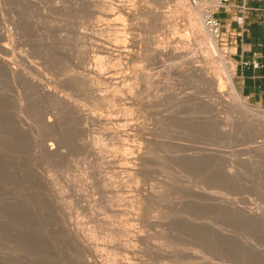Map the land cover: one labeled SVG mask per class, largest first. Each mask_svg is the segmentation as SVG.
I'll use <instances>...</instances> for the list:
<instances>
[{
    "label": "rangeland",
    "instance_id": "rangeland-1",
    "mask_svg": "<svg viewBox=\"0 0 264 264\" xmlns=\"http://www.w3.org/2000/svg\"><path fill=\"white\" fill-rule=\"evenodd\" d=\"M188 20L174 0H0V50L58 95L0 69V264H264V130L221 65L214 87L197 69Z\"/></svg>",
    "mask_w": 264,
    "mask_h": 264
},
{
    "label": "bare ground",
    "instance_id": "bare-ground-1",
    "mask_svg": "<svg viewBox=\"0 0 264 264\" xmlns=\"http://www.w3.org/2000/svg\"><path fill=\"white\" fill-rule=\"evenodd\" d=\"M177 4H178V6H179V9H181V10H185V12H186V15H187V17H188V22L190 21V26L192 27H190L192 30V32H193V35L196 37V40L198 41V42H205V43H207V45H208V48H209V53H207V54H202V55H200L199 56V62L201 63L200 65H199V67H197V69L201 72V74L204 76V79H206V80H208L207 82H209L213 87H214V85L216 84V82H217V79L218 78H216V77H214L215 76V74L214 75H211V76H209L208 74H207V72H210V71H207V69H206V67H207V65H211L213 62H217L219 65H221V68H222V70H224V72H225V80H226V83L229 85V88H230V92H231V94L233 95V97L237 100V101H239L240 102V105L243 107V108H245L246 110H248V111H252V113H254V115L256 116V117H254V121L256 122V123H258L259 124V126H260V128L261 129H263L264 130V111L263 110H261L260 108H257V109H255V110H252L253 108L250 106V105H248L246 102H244V101H242V99H241V97H240V95H239V93L236 91V89H235V87L233 86V83H232V74H231V68L229 67V65H228V61L226 60V58H224L220 53H219V50H218V47H217V45H216V42H215V37H216V35L209 29V27L203 22V15H204V13H203V11H202V8L200 7V6H195V5H192L191 3H190V1L189 0H174ZM104 9V8H103ZM110 9V8H109ZM106 13V12H105ZM178 42H179V44H180V48H182V49H186L187 51H189V47H190V43H189V41L188 40H184V39H179L178 40ZM115 46V45H114ZM125 46V45H124ZM108 47V46H107ZM1 50H0V69L1 70H3V72H5V76H3V77H5V78H7V77H9V78H7V79H12V81L14 80V79H16V78H18V79H20L21 81H23V82H25L26 84H28L31 88H34V89H36V90H38L39 92H41V93H43L44 95H50V97H58V95H57V93H55V91H51V89H49L47 86H49V85H46V84H44V82H42V81H39V80H36L35 79V75H33L34 77H29L28 75H27V73H25V69H27V68H25L26 66V64H25V61H24V57H22V55H21V57H19V58H16L13 54V52L12 51H9V49L10 48H8L7 47V45L6 44H2L1 45ZM104 48H106V47H104ZM108 48H110V47H108ZM115 48H117V46L115 47ZM111 50H112V47H111ZM114 50V49H113ZM115 50H117V49H115ZM166 50H168L167 48H166ZM108 51V50H107ZM154 51L155 52H157V53H159V54H161V53H163V51H162V49L160 50V49H158V48H155L154 49ZM12 52V53H11ZM108 52H110V51H108ZM188 53V52H187ZM8 55L10 56L11 55V57H8ZM19 55V54H18ZM15 60V61H14ZM13 64H15V65H13ZM23 66H25L24 68H23ZM208 68V67H207ZM213 70V69H212ZM213 72H214V70H213ZM216 72H217V70H216ZM1 73V72H0ZM29 73H31V72H29ZM4 74V73H3ZM111 74V73H110ZM113 74V73H112ZM213 74V73H212ZM2 75V74H1ZM31 75H32V73H31ZM217 75V74H216ZM112 76V75H111ZM37 78V77H36ZM1 79V78H0ZM91 80V79H90ZM111 80V79H110ZM221 79H219V81H220ZM11 81V82H12ZM86 81V80H85ZM92 81V80H91ZM95 82V81H94ZM1 84H0V88H1V85H2V82H0ZM90 83V82H89ZM221 83V82H220ZM220 83H218V86L217 87H215V88H213V94L217 97V98H219V99H223L224 97L223 96H225L224 95V93H223V91H222V88H221V84ZM49 84V83H48ZM92 85H93V83H91V88L90 89H88V90H90V92H94V88H92ZM2 87H4V85L2 86ZM11 87V86H10ZM85 87V86H84ZM89 88V87H88ZM1 89H3V93H4V89L6 90V88H1ZM0 89V90H1ZM53 89V88H52ZM8 90V89H7ZM11 90V89H10ZM54 90V89H53ZM2 91V90H1ZM97 91V90H96ZM99 91V90H98ZM95 93V92H94ZM109 93V92H108ZM6 94V93H5ZM99 94V93H98ZM106 94V93H105ZM61 96V95H60ZM91 96H92V94H91ZM98 97H100V99H101V101L103 100H105L106 99V95L104 96V95H101V94H99V95H97ZM53 97V98H54ZM114 97V96H113ZM225 99V98H224ZM223 99V100H224ZM66 100V99H65ZM69 100V99H68ZM222 100V101H223ZM235 100V101H236ZM59 101V100H58ZM100 102V101H99ZM103 103V102H102ZM101 104V103H100ZM105 104V103H104ZM14 105V104H13ZM230 105H232V104H230ZM239 105V103H238V106H240ZM71 106V113H73L74 112V116H78L79 118H81V120L82 119H84L85 118V114L82 112V110H80L75 104H71L70 105ZM233 106V105H232ZM231 106V107H232ZM240 106V107H241ZM235 107V106H234ZM1 110V109H0ZM2 114H3V112H2ZM49 117V116H48ZM73 117V116H72ZM77 117V118H78ZM3 118V117H2ZM85 120V119H84ZM84 120H82V121H84ZM74 121V120H73ZM75 122V121H74ZM47 123L48 124H52L53 123V120L52 119H47ZM54 124V123H53ZM77 129V128H76ZM75 129V130H76ZM84 131H85V129H84ZM83 131V132H84ZM119 134L122 136H125V137H128L129 136V132H127V131H125V130H122V131H117V134L116 135H118V137H120L119 136ZM63 137V136H62ZM83 139V138H82ZM87 142V141H86ZM88 143V142H87ZM3 147V146H2ZM45 148H46V151L47 152H54L56 149H57V147H56V143L55 142H50V143H47L46 144V146H44ZM7 150V149H6ZM1 154V153H0ZM49 183H51V182H49ZM50 185V184H49ZM51 186H53L52 184H51ZM50 186V187H51ZM51 190H53V189H51ZM52 193H53V191H52ZM55 193V192H54ZM53 193V195H55ZM57 196V195H56ZM222 196V195H221ZM56 199H58L57 197H55ZM235 201V200H234ZM234 203V202H233ZM60 206V205H59ZM14 210V209H13ZM248 211V210H247ZM69 222V221H68ZM68 224V223H67ZM72 224V223H71ZM70 224V225H71ZM64 225H66V222H65V224ZM69 225V224H68ZM66 228H67V225H66ZM71 229H72V226H71ZM71 231V230H70ZM73 231V230H72ZM78 233V231L76 232V234ZM74 232H73V236H74ZM72 235V234H71ZM75 237V239H76V235L74 236ZM71 238V237H70ZM74 239V238H73ZM72 239V240H73ZM75 239H74V241H75ZM78 239V238H77ZM81 239V238H80ZM79 239V240H80ZM86 239V238H85ZM85 239H83V237H82V240H81V245L82 246H84V247H87V246H89L87 243L89 242L88 240H86L87 242L85 243ZM78 240H76L75 242H77ZM79 244V243H78ZM90 244V243H89ZM74 245V244H73ZM80 245V246H81ZM92 245V244H91ZM92 247V246H91ZM92 249V248H91ZM92 251H93V249H92ZM91 251V252H92ZM95 255V254H94ZM208 263V262H207ZM218 263V262H217ZM213 264V263H212Z\"/></svg>",
    "mask_w": 264,
    "mask_h": 264
},
{
    "label": "crops",
    "instance_id": "crops-1",
    "mask_svg": "<svg viewBox=\"0 0 264 264\" xmlns=\"http://www.w3.org/2000/svg\"><path fill=\"white\" fill-rule=\"evenodd\" d=\"M215 16L234 43L236 79L240 93L264 107V0H229ZM252 61L258 63L253 67Z\"/></svg>",
    "mask_w": 264,
    "mask_h": 264
},
{
    "label": "built area",
    "instance_id": "built-area-1",
    "mask_svg": "<svg viewBox=\"0 0 264 264\" xmlns=\"http://www.w3.org/2000/svg\"><path fill=\"white\" fill-rule=\"evenodd\" d=\"M192 5L200 6L204 13L203 21L209 27V29L216 35V37L226 36L222 31L220 21L215 16L219 9H226L229 4V0H189ZM253 67H258L256 61H252Z\"/></svg>",
    "mask_w": 264,
    "mask_h": 264
}]
</instances>
